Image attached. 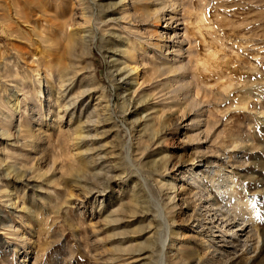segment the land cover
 <instances>
[{"label": "rangeland", "instance_id": "rangeland-1", "mask_svg": "<svg viewBox=\"0 0 264 264\" xmlns=\"http://www.w3.org/2000/svg\"><path fill=\"white\" fill-rule=\"evenodd\" d=\"M164 43L186 73L144 72L128 111L118 69ZM166 224L165 264H264V0H0V264H160Z\"/></svg>", "mask_w": 264, "mask_h": 264}, {"label": "bare ground", "instance_id": "bare-ground-1", "mask_svg": "<svg viewBox=\"0 0 264 264\" xmlns=\"http://www.w3.org/2000/svg\"><path fill=\"white\" fill-rule=\"evenodd\" d=\"M161 2H163V3H161ZM160 3V5L162 6V8H161V10L163 11L162 13H164L163 14V16L165 17L166 16V2H164V1H161ZM177 13V12H176ZM162 16V15H161ZM175 16V15H174ZM174 16H169V22H168V25L169 26H172V21H174V19H175V17ZM161 19V18H160ZM167 20V19H166ZM172 31L174 32V35L175 36H177V34H178V32H177V28L175 27V26H173V28H172ZM71 37H72V41H70L69 43H68V45L66 46L67 47V52H69V53H72V51H74V50H76L77 49V46L76 45H78L80 42L82 43V42H88L89 40L91 41L92 40V43L91 44H89L88 43V45H89V47L90 48H92V46L94 45V44H96V37L95 36H93V38L92 39H90V38H88V34H92V32H90L89 30H86V29H82V31H80V30H76V29H73L72 31H71ZM163 41H164V39H163ZM79 42V43H78ZM85 45H87V44H85ZM180 46V45H179ZM178 46V47H179ZM161 47H163V48H166V50H167V52H168V50H173L174 52H176L178 49H172V48H174V47H176L175 45H168L167 43H164V44H162L161 45ZM180 49V48H179ZM215 49V48H214ZM214 49H213V51H214ZM219 49V48H218ZM178 51H180V53H176V54H174V56H173V59H171L169 62H168V66H166V67H164V68H162V67H160L161 69H158V70H154V71H152L151 73H150V69L147 67V66H145L146 68H144V70H141L140 69V66H138V62L136 61V57H134V56H132V54H131V52L129 53V56H130V59H131V63H134V65H132L131 63H128L127 65H125V66H122L121 68H119L118 69V71L117 72H119L120 73V81H123V83H121L119 86H118V89H122V90H124V92L125 91H129V93H127L128 95L127 96H124L123 97V106H125V108L129 111L130 110V105H131V103H133L134 102V100H135V98H134V95H132V93H131V90L134 88V87H136L137 85H139L140 84V80L141 79H143L144 78V72L145 73H148V80H154L155 78H157V77H159V76H163L165 73V70L168 72V73H171V74H174L176 77H181L183 74H185L186 73V68H187V66H186V62H184V56H182V52H181V50H178ZM177 51V52H178ZM215 51H216V49H215ZM216 53V52H215ZM217 53H218V51H217ZM219 54V53H218ZM216 56H218V55H215V57ZM127 62V61H126ZM49 71H50V69H49ZM185 71V72H184ZM52 73V72H51ZM167 74V73H166ZM173 75V76H174ZM66 77V76H65ZM65 77H63V81L65 80L64 78ZM183 77V76H182ZM60 78H62V77H60ZM178 79V78H177ZM184 79L185 78H183V80L182 81H178V83L180 82V83H183V84H185V82H186V80H185V82H184ZM145 81H146V79H145ZM51 81H48V84L50 83ZM189 83V82H188ZM188 83H186L187 85H188ZM187 85H185V86H187ZM49 86V85H48ZM50 87V86H49ZM59 98V96L57 97V99ZM111 107V106H110ZM109 105L107 104V106H106V110H108V112L110 113V111H109ZM80 134V133H79ZM81 136V135H80ZM234 166V165H233ZM210 170V169H209ZM224 171V167H221V166H218V167H214L213 168V171L212 172H208V174L207 173H205L206 174V176L208 175L212 180L211 181H213L214 182V184H216L215 185V187H216V189L217 190H220L222 187H225V189L224 190H220L219 192V194H221V198H223V201L222 202H224L225 201V204H226V206H227V202L229 201H231L232 200V206H231V203L229 204L230 205V210H231V207H232V210H234V209H240V207H241V203H244L245 201H243L242 202V199H240V197L239 196H237V193L238 192H236V190H235V186L233 187H231V183H230V181L231 180H229L230 178H231V176H229L228 175V173L227 172H223ZM209 173H210V175H209ZM215 176H219V178H215ZM193 179H197L196 178V176H194L193 177ZM215 181H216V183H215ZM212 184V183H211ZM213 184V185H214ZM214 187V188H215ZM172 199V198H171ZM234 200V201H233ZM219 201V200H218ZM246 203V202H245ZM245 203H244V205L242 206V207H244L245 206ZM225 204L224 205H222L221 207H223V206H225ZM228 205V206H229ZM221 207H220V209H221ZM241 207V209H243ZM248 207V206H247ZM247 207H245V208H247ZM228 208V207H227ZM219 209V210H220ZM229 209V208H228ZM226 210V209H225ZM248 209H246V210H244V212L242 213V214H244L245 215V212L247 211ZM162 211V210H161ZM160 211V212H161ZM229 211V210H228ZM220 212V211H219ZM230 212V211H229ZM228 212V213H229ZM162 213H164V212H162ZM165 214V213H164ZM222 214H224V212H222ZM221 214V215H222ZM159 215H161V213L159 214ZM165 217V216H164ZM164 217H161V218H163L162 220H164ZM245 219H247V218H245ZM240 220H241V218H240ZM243 220V219H242ZM250 221H252V220H243V221H238L237 222V226H240V231H243L244 232V236H245V239H244V241H243V246H248L249 244V242H251V240H254V242H255V239L256 238H258V236H259V232H258V230H256L255 228H254V226H253V223H251ZM164 222H166V221H164ZM229 222V221H228ZM227 222V223H228ZM231 224V223H230ZM255 224V223H254ZM224 226V225H223ZM222 226V227H223ZM166 227H167V229H168V234H167V237L165 238V239H162L161 241H163L162 242V254H161V263L160 264H165V260H166V248L169 246V244L171 243L170 241H171V239H170V225L169 224H166ZM225 227V226H224ZM167 231V230H166ZM227 232V231H226ZM231 236V235H230ZM253 246V251L255 252V251H257L260 247L259 246H254V245H252ZM224 248V247H223ZM263 248H264V241H263V243H262V247H261V251L263 250ZM216 249V248H215ZM217 251V250H216ZM218 252V251H217ZM220 252V254H223V252H226L225 250H223L222 249V251H219ZM216 253V252H215ZM227 253V252H226ZM225 253V254H226ZM224 255V254H223ZM228 255V254H227ZM224 257H225V255H224ZM177 262V261H176ZM225 262H228V259H226L225 260Z\"/></svg>", "mask_w": 264, "mask_h": 264}]
</instances>
